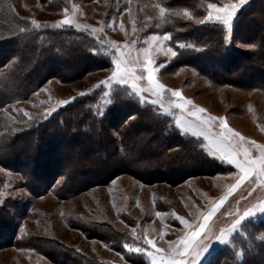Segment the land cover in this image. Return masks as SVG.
<instances>
[{"label": "rangeland", "instance_id": "rangeland-1", "mask_svg": "<svg viewBox=\"0 0 264 264\" xmlns=\"http://www.w3.org/2000/svg\"><path fill=\"white\" fill-rule=\"evenodd\" d=\"M251 1L0 0V16L9 21L21 18L33 34L30 38H36L40 30L57 32L63 27L71 37L84 41V48H90L87 52L98 64L80 74L90 65L86 60L83 69L70 72L59 60L44 63V55H40L28 70H23V59L0 67V264H74L64 256L65 249L74 257L81 253L83 264V259L94 264H151L149 251L163 264L171 258L174 242L195 230L193 226L202 223L203 216L222 198L208 222L215 236L206 242L197 264H264V211L259 210L264 204V183L254 174L234 188L241 173L231 165L224 172L215 167L198 173V164L164 167L163 161L153 157L146 181L124 169L105 184L83 188L82 180L88 175L74 182L75 169L69 167L83 161L81 150L92 148L89 137L96 139L92 134L99 128L117 137L116 126H130L134 121L143 132L157 131L145 121L148 116L165 126L159 137L164 139L178 132L167 119L162 121L161 114L196 121L190 113L201 108V116L216 118L210 129L213 134L221 131L219 122L223 120L245 138L239 148L241 158L248 148L250 158L258 159L256 146L264 144V88L245 87L262 81L258 76L248 77L247 61L240 71L229 68L228 73L221 72L234 78L235 85H215L197 67H176L172 62L177 50H204L187 38L186 44L175 39L190 24L206 20L210 3L218 7L238 4L229 25L216 21L215 14L206 22L209 30L224 31L227 48L223 59L234 62L250 55L254 47L234 37L233 28ZM65 20L71 23H61ZM257 27L245 33L252 32L251 36ZM11 49H16L15 43L0 47V54ZM116 60L129 72L126 82L111 79ZM148 60L155 83L163 86L158 94L149 91L153 86L147 81ZM100 65L106 68H98ZM26 77L32 82L28 95L24 94ZM100 81L108 83L101 85ZM175 91L181 97L174 96ZM183 101L189 103L177 107ZM89 119L94 127L73 124ZM162 139L154 145H163ZM178 150L173 142L167 151ZM63 187L71 192H62ZM248 209L252 214L240 219ZM236 220L240 223L233 229ZM222 230L223 239L217 238ZM147 239L153 245H147ZM137 248L140 254H131Z\"/></svg>", "mask_w": 264, "mask_h": 264}, {"label": "trees", "instance_id": "trees-1", "mask_svg": "<svg viewBox=\"0 0 264 264\" xmlns=\"http://www.w3.org/2000/svg\"><path fill=\"white\" fill-rule=\"evenodd\" d=\"M54 6H58V3H55ZM63 7L65 8L64 5ZM57 8L58 7H56V9ZM237 18L238 21L236 20L233 28L234 37L238 36L241 41L254 47L250 55L243 56L241 59L235 58L234 62H230V58L228 57L223 59L227 48L224 42V31L217 32L216 29L209 30V25H207L206 22L202 23V21H200L198 24H190L187 28V32L183 30L185 33H180V35L176 36L175 40L177 42H183L184 44L189 42L187 40H190L195 43H193V46L198 47L201 45L204 50H199L197 52L187 49L177 50L174 61H172L173 65L176 67L183 65L197 67L200 74L211 80L215 85H235L234 78L224 76L221 72L228 73L229 68H236L240 71L243 68V65H241L242 62L247 61L244 69L250 72L248 77L252 78L258 76L262 78V81L257 80L245 87L247 89L264 88V0H252L250 5L243 9L242 13ZM258 20L263 23H258ZM24 24L25 22L21 18L9 21L8 17L0 16V47L2 48L3 45L11 46L15 43L16 48L11 49L10 52L6 51L0 54V67H3L5 62L15 61L17 63L20 62V59H23V70H28L30 66L34 67L33 65L40 59V55H44V63L45 61L53 62V60H59L62 62V66L70 72L71 70L83 69L84 60L90 65L85 66V70H82L80 74H83L84 71L88 72L89 70L97 68L96 65L98 64L89 56V51L87 52L90 48L86 50L83 46L85 45L83 44L84 41L82 42L80 38L74 36L71 37L69 32L63 29V27L61 29H56L57 32H49L47 29L40 30L41 32L39 34L36 32L38 35L36 38H30L29 36H33V34L30 32L29 27L24 26ZM214 26L218 28L217 24H214ZM254 26H258V29L254 30L253 35H249V33L252 32L245 33V31L252 30ZM177 27L179 28L181 25ZM237 27L239 29H237ZM186 38L187 40H185ZM182 39L185 41H181ZM205 44H207V46ZM44 51L45 53L42 54ZM210 59L215 60L213 64L209 62ZM204 61L211 64L208 65L204 63ZM207 67H209V70H207ZM98 68H106V66L102 67L100 65ZM30 72L33 73L32 71ZM73 76H75V74ZM25 80L26 87L24 88V94L28 95L29 89L32 87L30 86L32 82H30L27 77ZM6 102L7 101H5L4 104ZM135 108L136 105H133L132 109ZM160 117H162V121L167 119L171 123V128L178 133L171 137H164V139L159 138L160 131H162L165 126H163V124L160 125L161 123L156 122L157 120H153L148 116H146L145 121L147 120V124L153 126L157 131L143 132L141 131L142 127H138L139 123H134V121L131 122L130 126H116L117 137H113L99 128L98 132L95 131L94 134H92L97 137L96 139L92 136L89 137L93 142L92 148L86 149L84 147L85 149L81 150L83 151V161H76L77 164H69V167H74L75 169L74 176L71 180L76 178L80 180L81 178L83 179L85 175H88V179L85 178L82 180L83 183L81 187L85 188L94 184H105L112 177L123 173V170L126 169L125 171H131V174L133 173L137 178L146 181V175L150 174L149 170L151 168V162L149 161L153 157L154 159L157 158V162L163 161L164 167L172 164L195 167L198 164L196 169L201 170L197 171L198 173L213 170L215 167H219L218 169L224 172V168L230 166L222 159L220 160L217 154L213 156L201 137L186 131L183 132L184 130L177 126L175 117H169L168 114H161ZM73 124L77 126L83 124V126L88 125L89 127H94L92 119L86 122L80 120L74 121ZM58 131L60 132V130ZM101 138L104 139V142H102ZM160 139L164 141L163 145H154V142H158ZM75 142L77 144L80 143L78 137L75 139ZM173 142L180 150L171 153L167 150L171 148ZM48 165L47 163L45 166ZM127 167L130 168L128 169ZM77 179L73 181L77 182ZM66 188L67 187L61 188L62 192H65V190L67 193L71 192V190ZM63 251L64 256L74 264H83L80 258L81 253L76 254L74 257L71 256L70 251L66 249ZM131 254L137 255L140 253L133 251ZM135 258L138 257L135 256ZM83 260L85 264H94L90 260H88V262H86L85 259ZM140 260L141 259H138V262H140ZM95 263L99 264V262Z\"/></svg>", "mask_w": 264, "mask_h": 264}, {"label": "snow or ice", "instance_id": "snow-or-ice-1", "mask_svg": "<svg viewBox=\"0 0 264 264\" xmlns=\"http://www.w3.org/2000/svg\"><path fill=\"white\" fill-rule=\"evenodd\" d=\"M244 3V0H239V4ZM238 4H230L225 5L223 7H218L215 3H210L208 8L210 9L208 16L205 21L208 22L213 19V14H215L216 21H222L224 25H229L230 18L234 16ZM165 9L161 8V13H163ZM32 24H36L35 20L31 21ZM61 23H71V21H62ZM168 37L166 36L165 39ZM154 68L152 67V61L148 60L147 62V81L153 87L149 89V91H155L157 94L162 89V85L156 84L154 80ZM129 76V72L127 69L121 68V61H115V71L112 73L111 79H118L120 82H126V77ZM110 82V81H109ZM106 81H100L101 85H105ZM133 88H136V84L132 85ZM142 91V90H141ZM176 97H181V93L179 91H175L173 93ZM62 104L68 103V101H61ZM153 103H157V101H153ZM189 103L188 101H183L177 105L179 108H184L185 104ZM204 112V109H197L196 111H192L190 113L191 116L196 118L198 122L195 127L198 129L195 131V135L204 136L206 140H208V149L215 156L217 153L221 155L222 159H226L228 163L234 164L236 169H239L241 176L240 180L237 181L236 185L233 187H239L240 183L246 180L250 174L257 173L259 176L264 177V145H257L256 147L260 150V156L258 159L250 158V153L248 148L243 149L242 158L239 151L241 145L246 143L245 138L240 136L239 133L234 132L223 120L219 122V127L221 131L217 134H212L210 129H212L216 123L215 117L210 116H201L200 114ZM27 115V113H25ZM251 188V185H249ZM231 191V190H230ZM227 195V194H226ZM252 195V192H249V196ZM241 198L243 199V194H241ZM223 202V198L221 203ZM221 203L215 204L206 215L203 216V222L199 223L196 226H193L195 230L187 233L183 237H181L178 241L174 242L175 247H173L171 252V258L167 261H164L163 264H197L198 259L202 256L203 251L205 250L206 242L210 239H213L215 233L212 231L211 227L208 226V222L213 217V214L220 208ZM260 211H264V204L260 205ZM159 214V213H158ZM252 214V210L248 209L243 212V216L240 219L248 217ZM181 223L187 226V221L184 220L183 217H177ZM240 223V220H236L235 223L232 224V228L234 229L237 224ZM223 239V230L220 237ZM147 245H153V240L147 239ZM125 248H128L129 251H132L129 248V245L125 244ZM135 251L139 252L140 249L137 248ZM159 251V250H157ZM151 258V264H160L157 261L156 256L152 252L147 253Z\"/></svg>", "mask_w": 264, "mask_h": 264}, {"label": "crops", "instance_id": "crops-1", "mask_svg": "<svg viewBox=\"0 0 264 264\" xmlns=\"http://www.w3.org/2000/svg\"><path fill=\"white\" fill-rule=\"evenodd\" d=\"M198 122H196V121H193V120H190V121H178L177 120V118H176V124H177V126L179 127V128H181L182 130H184V131H186V132H189V133H191V134H193V135H195V131H197L198 129L195 127V125L197 124ZM211 132V131H210ZM212 133V132H211ZM213 134V133H212ZM197 136V135H196ZM199 137H201L203 140H204V142H205V144L207 145V147H208V140H206L205 138H204V136H202V135H200ZM261 145H264V144H261ZM256 152H257V158H259V156H260V150H259V148L257 147V149H256ZM217 155H220L219 153H217ZM221 156V155H220ZM225 161H226V163L227 164H229V165H231V167H233L235 170H237L239 173H240V171H239V169H236V167H235V165L234 164H230V163H228L227 162V160L226 159H224ZM252 174H254V175H256L257 177H258V179H260V181L262 182V183H264V177H262V176H259L257 173H252Z\"/></svg>", "mask_w": 264, "mask_h": 264}]
</instances>
